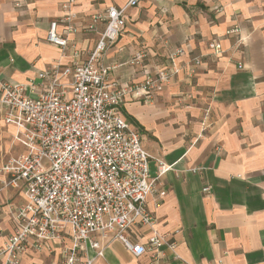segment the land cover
<instances>
[{
    "label": "crops",
    "instance_id": "1",
    "mask_svg": "<svg viewBox=\"0 0 264 264\" xmlns=\"http://www.w3.org/2000/svg\"><path fill=\"white\" fill-rule=\"evenodd\" d=\"M67 1L0 0L2 79L27 82L49 65L85 61L105 29V22L86 28L91 17L128 0H74L69 10L78 31L68 37L78 53L47 40ZM236 25L238 32L227 33ZM179 47L185 53L175 59L172 82L153 100L128 96L122 107L151 155L152 175L158 159L171 165L163 176L166 195L147 199L158 230L177 243L178 257L165 248L159 264H264V0H142L128 9L125 28L99 63L109 69V81L137 85L145 69L172 67ZM139 50L147 53L143 66L131 64ZM196 57L201 64L191 73ZM14 132L0 126V160L25 151L13 142ZM4 179L0 246L14 231L12 210L27 201L21 181L5 186ZM208 185L210 192L203 191ZM128 235L145 242L151 232L137 226ZM69 244L65 238L51 248H29L21 264H54ZM149 262V253L136 257L114 240L96 264Z\"/></svg>",
    "mask_w": 264,
    "mask_h": 264
},
{
    "label": "built area",
    "instance_id": "2",
    "mask_svg": "<svg viewBox=\"0 0 264 264\" xmlns=\"http://www.w3.org/2000/svg\"><path fill=\"white\" fill-rule=\"evenodd\" d=\"M141 1L128 0L122 7L111 6L91 17L86 28L105 22V29L85 61L49 65L27 82L0 76V126H14L13 142L25 148L0 160V175L5 176V186L21 181L27 198L12 210L14 231L0 246V263L21 264L29 248H51L65 238L70 244L54 264H96L114 240L136 257L149 253V264H159L165 248L178 257L176 241L158 230L147 206L149 195L159 199L166 195L163 176L171 165L158 159V170L152 175L151 155L122 107L128 96L153 100L179 72L175 59L185 51L179 47L172 53V67L145 69L137 85L109 81V69L99 63L125 28L128 9ZM73 2L63 4L66 12L51 22L47 40L64 52L71 48L78 53L68 37L78 31L77 15L69 10ZM59 24L64 25L63 31ZM238 31L236 25L227 33ZM211 47L221 50L219 42ZM146 56V51H137L131 64L143 66ZM200 64L196 57L191 73ZM210 190V185L203 188ZM137 226L149 228L151 235L145 242H135L128 235Z\"/></svg>",
    "mask_w": 264,
    "mask_h": 264
},
{
    "label": "trees",
    "instance_id": "3",
    "mask_svg": "<svg viewBox=\"0 0 264 264\" xmlns=\"http://www.w3.org/2000/svg\"><path fill=\"white\" fill-rule=\"evenodd\" d=\"M129 118V117H128ZM131 122H133L134 124H136L131 118H129Z\"/></svg>",
    "mask_w": 264,
    "mask_h": 264
}]
</instances>
